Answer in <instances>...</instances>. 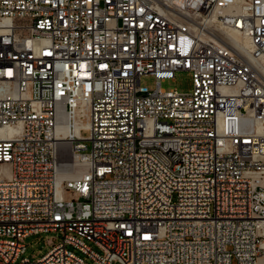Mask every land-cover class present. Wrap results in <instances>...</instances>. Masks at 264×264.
Returning a JSON list of instances; mask_svg holds the SVG:
<instances>
[{
  "label": "built area",
  "instance_id": "obj_1",
  "mask_svg": "<svg viewBox=\"0 0 264 264\" xmlns=\"http://www.w3.org/2000/svg\"><path fill=\"white\" fill-rule=\"evenodd\" d=\"M263 224L264 0H0V264H259Z\"/></svg>",
  "mask_w": 264,
  "mask_h": 264
},
{
  "label": "rangeland",
  "instance_id": "obj_2",
  "mask_svg": "<svg viewBox=\"0 0 264 264\" xmlns=\"http://www.w3.org/2000/svg\"><path fill=\"white\" fill-rule=\"evenodd\" d=\"M141 83L147 86L150 91L154 90L156 87V79L150 75L143 76L141 78ZM161 87L165 90H177L180 93H190L193 90L192 74L189 71H178L175 74V80L167 79L161 83ZM49 239L58 243L62 240V235L56 232H48L26 238L25 243L27 250L23 257L29 258L31 262H36L50 250L51 246L48 244ZM70 249L74 250L72 247H70ZM76 253L86 258L82 253L78 251H76ZM19 262L17 264H19ZM260 264H262L261 258Z\"/></svg>",
  "mask_w": 264,
  "mask_h": 264
},
{
  "label": "bare ground",
  "instance_id": "obj_3",
  "mask_svg": "<svg viewBox=\"0 0 264 264\" xmlns=\"http://www.w3.org/2000/svg\"><path fill=\"white\" fill-rule=\"evenodd\" d=\"M229 38L233 44L238 45L240 49L250 48L252 49L251 43L248 38H245L237 32H231ZM197 170L204 171V173H213L212 158L208 156H201V159H197ZM76 175L74 174L73 177ZM208 191V184L205 180H196L195 185L192 186V194H205ZM263 249H264V242ZM261 258V257H260ZM259 258V264H260Z\"/></svg>",
  "mask_w": 264,
  "mask_h": 264
},
{
  "label": "crops",
  "instance_id": "obj_4",
  "mask_svg": "<svg viewBox=\"0 0 264 264\" xmlns=\"http://www.w3.org/2000/svg\"><path fill=\"white\" fill-rule=\"evenodd\" d=\"M262 235L264 236V224H263ZM261 263L264 264V255L261 256Z\"/></svg>",
  "mask_w": 264,
  "mask_h": 264
}]
</instances>
